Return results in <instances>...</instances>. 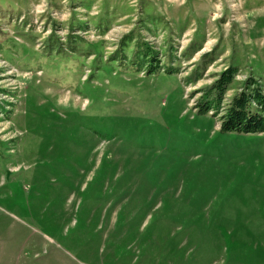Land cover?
Instances as JSON below:
<instances>
[{
    "label": "rangeland",
    "instance_id": "rangeland-1",
    "mask_svg": "<svg viewBox=\"0 0 264 264\" xmlns=\"http://www.w3.org/2000/svg\"><path fill=\"white\" fill-rule=\"evenodd\" d=\"M264 89V0H0V264H264V134L193 105Z\"/></svg>",
    "mask_w": 264,
    "mask_h": 264
},
{
    "label": "trees",
    "instance_id": "trees-1",
    "mask_svg": "<svg viewBox=\"0 0 264 264\" xmlns=\"http://www.w3.org/2000/svg\"><path fill=\"white\" fill-rule=\"evenodd\" d=\"M236 76V69L223 70L212 84L198 94L193 110L198 116L219 115L220 132L237 134H264V89L248 78L239 91L223 106L224 95Z\"/></svg>",
    "mask_w": 264,
    "mask_h": 264
}]
</instances>
